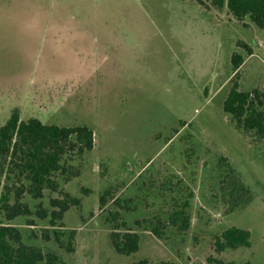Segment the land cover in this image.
I'll return each mask as SVG.
<instances>
[{
  "label": "rangeland",
  "instance_id": "374dc122",
  "mask_svg": "<svg viewBox=\"0 0 264 264\" xmlns=\"http://www.w3.org/2000/svg\"><path fill=\"white\" fill-rule=\"evenodd\" d=\"M201 1L209 8L194 0H0V126L17 112L86 126L94 138L91 151L68 153L69 172L55 177L80 200L60 222L73 251L36 215L10 222L25 244L59 264H264V140L222 108L233 53L244 59L239 89L264 93V29ZM6 183L0 175V195ZM50 197L59 195L22 202L34 212L50 209ZM179 211L189 217L186 231L168 223ZM122 224L140 237L129 256L110 243ZM158 225L160 237L151 231ZM231 227L249 231L250 246L218 253L216 238Z\"/></svg>",
  "mask_w": 264,
  "mask_h": 264
},
{
  "label": "trees",
  "instance_id": "16d2710c",
  "mask_svg": "<svg viewBox=\"0 0 264 264\" xmlns=\"http://www.w3.org/2000/svg\"><path fill=\"white\" fill-rule=\"evenodd\" d=\"M199 6L206 7L201 0H194ZM214 9H224L236 19L249 21L259 29H264V0H211ZM240 47V45H238ZM247 55L251 50L243 47ZM241 55L231 56L232 74L234 80L226 98L223 101V112L230 116L233 122L244 132H252L264 140V93L259 89L242 91L237 83L238 70L243 64ZM93 131L86 126L62 127L56 124H45L39 119L21 120L17 112L0 126V175L4 176L6 184L0 195V264H59V257L54 253H43L39 248L27 245L22 241L19 229L10 225L17 217L36 215L40 219H49V226L54 228L52 235L55 242L67 252H72V233L68 235L64 247L62 223L64 214L73 206H79L80 200L69 193L60 190L56 180L57 175L69 172L66 165L67 154L77 151L79 155L93 148ZM73 174V172H71ZM76 174V173H74ZM14 176L17 184L8 182ZM57 193L59 197L49 198L50 209L38 204L34 212L27 203L22 202L23 196L28 195L33 200H40L44 192ZM106 191L100 197V204L105 203ZM13 200V203L11 201ZM114 219L115 215L112 216ZM32 225V221H28ZM146 223H149L145 221ZM168 223L177 226L180 231L189 228V217L183 211L169 217ZM59 224V225H58ZM140 225L139 222L136 223ZM125 225L115 226L110 233V243L114 251L122 256H129L139 250V234ZM151 231L160 237L159 225ZM44 240H49L47 231H43ZM250 246V232L236 227L223 231L216 238V251L236 249ZM211 264H221L220 261L209 259ZM137 264H147L141 260ZM156 264H178L175 262H158Z\"/></svg>",
  "mask_w": 264,
  "mask_h": 264
}]
</instances>
